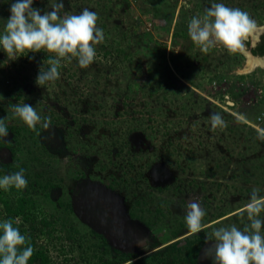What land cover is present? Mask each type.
Returning a JSON list of instances; mask_svg holds the SVG:
<instances>
[{
	"label": "rangeland",
	"instance_id": "rangeland-1",
	"mask_svg": "<svg viewBox=\"0 0 264 264\" xmlns=\"http://www.w3.org/2000/svg\"><path fill=\"white\" fill-rule=\"evenodd\" d=\"M14 2L0 0V35ZM56 2L34 0L32 6L43 14ZM63 2L68 14L85 7L96 12L104 41L94 45L96 57L87 68L76 57L64 58L60 78L43 87L35 83L38 74L20 79L17 66L23 63L22 74L40 70L48 63L46 55L57 58L55 53L42 49L9 60L0 48V118L7 117L6 124L17 131L11 150H6L10 134L0 148V160L8 164L0 166V177L23 168L28 185L16 189L19 195L35 200L39 216L57 219L54 234L74 231L64 240L68 254L52 253L58 264H88L97 256L118 259L130 251L134 256L122 264H205L206 254L215 253L214 237L209 239L214 229L236 225L243 230L250 222L240 212L252 189L264 195V120L259 119L264 113V67L238 72L245 55L229 54L222 46L203 53L190 38L188 23L213 3H224L248 12L259 24L264 0ZM175 38L180 41L176 45ZM135 51L137 56L129 57ZM13 76L24 81L21 100L6 93ZM129 84L145 87L141 97ZM16 103L31 104L41 117H51L49 128L59 145L48 144L49 128L37 125L33 131L16 117ZM215 113L226 126L213 131ZM83 177L111 188L125 206L129 219L116 217L118 209L112 205L108 219L102 216L108 221L104 237L93 231L88 216L70 211L76 183ZM193 198L206 212L205 227L196 234L185 222ZM95 203L100 206L98 198ZM173 243L180 249L172 250Z\"/></svg>",
	"mask_w": 264,
	"mask_h": 264
},
{
	"label": "clouds",
	"instance_id": "clouds-1",
	"mask_svg": "<svg viewBox=\"0 0 264 264\" xmlns=\"http://www.w3.org/2000/svg\"><path fill=\"white\" fill-rule=\"evenodd\" d=\"M34 0H15L10 6V17L7 19L4 33L0 35V48L9 60H15L26 50L40 52L46 49L55 53V59H49L50 67H40L35 83L45 86L60 78L61 60L76 57L81 68H87L96 57L94 45L104 41L103 29L97 27L98 14L85 7L79 14H68L64 11L63 0L50 5L51 11L41 14L34 8ZM264 32L260 25L246 11L229 7L224 3H213L203 16H193L188 23V34L203 53L211 49L223 47L229 54L247 52V42ZM12 112L19 117L31 130L36 131L37 125L48 129L51 117H41L36 109L28 103H16ZM5 118H0V137L9 135ZM212 130L225 127V121L219 113L211 116ZM39 135V133L37 132ZM67 160V158H65ZM28 180L25 170L0 177V188L8 191L11 187L25 189ZM259 188H253L250 201L241 209L240 215L246 213L250 222L243 230L236 225L214 229L209 239L214 237L215 253L213 264H264V195ZM185 222L192 234L202 231L205 210L194 198L187 204ZM18 224L19 221L17 220ZM27 238L14 227L13 220L0 222V264H28L34 253ZM139 243V242H138Z\"/></svg>",
	"mask_w": 264,
	"mask_h": 264
},
{
	"label": "trees",
	"instance_id": "trees-1",
	"mask_svg": "<svg viewBox=\"0 0 264 264\" xmlns=\"http://www.w3.org/2000/svg\"><path fill=\"white\" fill-rule=\"evenodd\" d=\"M180 41L178 38H175L173 40V43L176 45ZM3 50V49H2ZM253 53L257 55H264V33L261 35V41L253 48ZM4 53H6L3 50ZM19 57H25L26 55L31 57V54L29 52H24L20 54ZM137 56V51L135 53H131L129 57H135ZM46 59H55V55L48 54L46 55ZM15 65V62L13 61V66ZM19 72H21V77L23 80L27 81L28 79H32V76L34 74H38L39 70H27L28 74H22L23 73V63L19 64L18 66ZM41 67V66H40ZM37 67V68H40ZM50 67V65L44 64V68L47 69ZM36 68V67H34ZM62 64L60 65L59 71H61ZM12 79V84L10 87V90H8L6 93H8L11 98L21 100L24 94L25 86H23V82H19L17 76L10 77ZM154 85L149 86L147 89V92L150 91ZM145 87H138L136 89L133 88L131 84H129V90L134 89V93L140 94L142 89ZM146 92V93H147ZM134 95L127 94L126 97H132ZM141 97V94L139 95ZM6 123V121H5ZM7 125L8 132L10 134L11 140L8 141L7 149L11 150V142L16 139V133L17 131L12 126ZM51 127V126H50ZM47 131V129H45ZM50 134V135H49ZM46 138L48 139L51 147H56L59 145V138L56 132L52 131V128H49L48 131L45 133ZM8 136L6 137H0V148L5 145L7 141ZM4 158V157H2ZM0 166L2 169H5L8 167V164L2 163L0 160ZM157 169L161 170V166H157ZM1 173V169H0ZM156 173V170H155ZM158 175H166L162 171H158ZM153 177L156 180H160L159 177L154 174ZM172 178V176L170 175ZM160 185V184H159ZM161 188V186H159ZM9 191V190H8ZM8 191H5L4 189L0 188V202L2 207L0 208V222H3L6 219L13 220L14 227H18L21 234L25 235L27 238V243L24 246H21V248L28 246L29 244L33 247L34 253L30 260L28 261V264H58L57 260L55 259L56 256H53V252L57 255L64 254L67 255L68 251L64 249V240H67V238H70L71 233L74 231H71L67 228V230L63 233V231L60 234H54V232L57 230V219L54 217H41L38 215L36 211V203L35 200L31 196L26 195H19V193L16 191V188H14L13 192L8 193ZM98 198L99 204L92 205L91 202H94V200ZM110 203V205H109ZM74 204L76 206H74ZM70 205V211L76 212L78 215L81 216V218L85 219L86 216H88V219H91L89 221V225H91L93 231H96L100 236L104 237L103 233L106 231L105 229L102 230L104 227H107L108 221H104L103 218L108 219L107 211L111 210V205L114 206L116 209H118L114 215L118 218L123 219H129L126 215V209L123 205V202L121 201V197L118 196L116 192H114L111 188L102 185L99 181L92 180L89 177H83L78 179L76 183V188L74 192V201L69 203ZM103 206V207H102ZM120 209V210H119ZM107 215V216H106ZM103 216V218H102ZM130 217V216H129ZM20 218V222L17 224L16 219ZM61 219V218H60ZM64 219V217H63ZM65 223V221H63ZM71 228V227H70ZM76 244H72L69 247L71 251L75 248ZM173 246L170 247L172 250H179L177 243H173ZM134 252H127L126 256L123 258H112V259H102V256H97L95 259H91L92 261L88 260L86 263L88 264H122L125 261H129L134 255ZM176 253V252H175ZM176 256V255H175ZM214 255H208L207 263L213 264L212 257ZM177 259V256L176 258ZM70 260V258H64L63 261L67 262ZM178 260V259H177ZM67 264V263H66ZM77 264V263H74ZM128 264H134L133 262H129ZM206 264V263H205Z\"/></svg>",
	"mask_w": 264,
	"mask_h": 264
},
{
	"label": "water",
	"instance_id": "water-1",
	"mask_svg": "<svg viewBox=\"0 0 264 264\" xmlns=\"http://www.w3.org/2000/svg\"><path fill=\"white\" fill-rule=\"evenodd\" d=\"M260 25H264V16L262 17L260 23ZM263 32H259L257 33V36L252 38L251 40L255 43L256 40L259 38V36L262 34ZM245 57H246V64L244 66L243 69L237 70L238 72H244V71H249L250 69H252L254 66H256L257 64H261L264 67V57H260V55H255L253 52H250V50L247 49V52L244 53Z\"/></svg>",
	"mask_w": 264,
	"mask_h": 264
},
{
	"label": "flooded vegetation",
	"instance_id": "flooded-vegetation-1",
	"mask_svg": "<svg viewBox=\"0 0 264 264\" xmlns=\"http://www.w3.org/2000/svg\"><path fill=\"white\" fill-rule=\"evenodd\" d=\"M263 33H264V32H263ZM263 33H262V34H263ZM262 34H261V35H262ZM261 35L259 36V38L256 40L255 43H254L251 39L247 42V49L250 50V52H253V51H252L253 48H254V47H255V46L261 41ZM254 39H255V38H254ZM255 55H257V54H255ZM258 56H259V55H258ZM261 56L264 57V55H260V57H261ZM210 254L212 255L211 252L207 253V254H206V257L204 258V261H205L206 264H208V263H207V259H208V255H210Z\"/></svg>",
	"mask_w": 264,
	"mask_h": 264
},
{
	"label": "built area",
	"instance_id": "built-area-1",
	"mask_svg": "<svg viewBox=\"0 0 264 264\" xmlns=\"http://www.w3.org/2000/svg\"><path fill=\"white\" fill-rule=\"evenodd\" d=\"M259 119L264 120V113L262 114V116H260Z\"/></svg>",
	"mask_w": 264,
	"mask_h": 264
},
{
	"label": "bare ground",
	"instance_id": "bare-ground-1",
	"mask_svg": "<svg viewBox=\"0 0 264 264\" xmlns=\"http://www.w3.org/2000/svg\"><path fill=\"white\" fill-rule=\"evenodd\" d=\"M262 130V129H261ZM96 204V203H95Z\"/></svg>",
	"mask_w": 264,
	"mask_h": 264
}]
</instances>
